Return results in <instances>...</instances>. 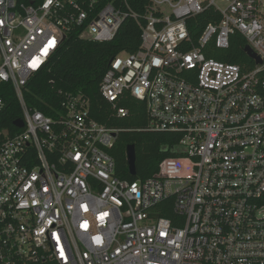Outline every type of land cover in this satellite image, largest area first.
Instances as JSON below:
<instances>
[{"label":"built area","instance_id":"obj_1","mask_svg":"<svg viewBox=\"0 0 264 264\" xmlns=\"http://www.w3.org/2000/svg\"><path fill=\"white\" fill-rule=\"evenodd\" d=\"M207 9L220 21L194 44L188 20ZM127 19L141 25L128 0H0V84L24 123L1 125L0 96V264H264V0H149L140 48L112 59L100 91L115 107L144 101L149 130L181 138L134 181L117 176L119 131L88 99L50 117L25 98L68 34L113 41ZM235 33L261 64L206 57ZM170 207L173 219L159 216Z\"/></svg>","mask_w":264,"mask_h":264},{"label":"trees","instance_id":"obj_2","mask_svg":"<svg viewBox=\"0 0 264 264\" xmlns=\"http://www.w3.org/2000/svg\"><path fill=\"white\" fill-rule=\"evenodd\" d=\"M131 11L140 16L141 25L145 24L146 7L149 0H128ZM220 16L213 9H207L199 16L188 20L194 44L208 24H217ZM133 19H127L117 37L109 42H94L80 39L76 31L68 34L63 46L51 58L47 70L37 74L27 85L25 98L28 105L54 116V108L60 106L69 96H82L90 101L91 116L100 124L119 131L111 154L116 161V174L129 181L145 180L158 174L160 164L176 155L175 148L181 135L149 130L147 104L144 101L125 95L116 107L106 101L100 91V85L109 70L110 62L122 52H136L142 43V28ZM247 41L235 33L230 38V48L221 50L214 43L208 44L203 52L209 59L228 64H237L243 68L254 67V62L247 56ZM61 92V93H59ZM0 96L6 101V109L1 125L17 133L14 124L22 119L20 105L9 84H0ZM125 109L126 117L118 116V110ZM136 150V172L132 177L129 171L127 149ZM172 203V202H171ZM174 211L170 207L160 212L159 216L173 219Z\"/></svg>","mask_w":264,"mask_h":264},{"label":"water","instance_id":"obj_3","mask_svg":"<svg viewBox=\"0 0 264 264\" xmlns=\"http://www.w3.org/2000/svg\"><path fill=\"white\" fill-rule=\"evenodd\" d=\"M245 53L247 54V56L256 62V64H261L262 61L260 60V58L253 52L252 48L250 46H247L245 49ZM15 125L18 128H23L24 127V123L22 120H18L15 122ZM127 159H128V165H129V171L132 177H136L137 176V172H136V150L134 146H129L127 149Z\"/></svg>","mask_w":264,"mask_h":264}]
</instances>
